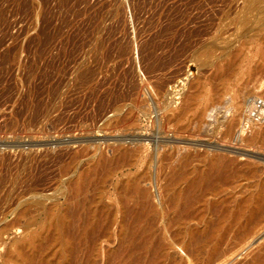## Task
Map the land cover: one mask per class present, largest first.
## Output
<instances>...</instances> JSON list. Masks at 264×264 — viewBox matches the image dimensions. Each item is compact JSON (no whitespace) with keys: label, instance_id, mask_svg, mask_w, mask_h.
Masks as SVG:
<instances>
[{"label":"rangeland","instance_id":"374dc122","mask_svg":"<svg viewBox=\"0 0 264 264\" xmlns=\"http://www.w3.org/2000/svg\"><path fill=\"white\" fill-rule=\"evenodd\" d=\"M245 1L0 0V264H31L30 255L42 264H68L66 235H54L68 222L60 215L80 202L107 214L92 260L107 264L126 236L123 186L138 180L158 202L169 163L191 139L192 151L223 155L241 173L174 228L180 245L189 238L184 232L215 218L216 205L255 200L264 190V0L256 9H244ZM146 60L157 63L151 74ZM159 77L169 81L161 98ZM141 83L148 84L145 103L130 99ZM161 120L169 135L158 130ZM199 129L205 137L195 136ZM121 142L138 144L139 153L116 166L108 159ZM247 217L245 210L225 220L218 236L230 238ZM263 230L264 219L225 264H241L264 245ZM166 252L162 264L175 255L186 264L203 259L178 246Z\"/></svg>","mask_w":264,"mask_h":264},{"label":"bare ground","instance_id":"6f19581e","mask_svg":"<svg viewBox=\"0 0 264 264\" xmlns=\"http://www.w3.org/2000/svg\"><path fill=\"white\" fill-rule=\"evenodd\" d=\"M261 1L262 0H247L245 1L246 5L244 6V9H256L259 7ZM99 39L103 40V38ZM105 40L107 41L108 39ZM153 49L156 50V48ZM155 58L156 57H154V59ZM148 60L146 61L149 64L148 67L151 74V71L155 68L157 63L155 64V61L153 60L148 62ZM160 64H158V66ZM148 70L146 72H148ZM90 81L93 80L90 79ZM167 82L169 83L168 80ZM167 82H165V80H160L156 83V85L158 84L157 96H159V98L167 95ZM144 83H141L138 91L137 88H135L137 92L133 98H130L131 100L136 102L142 101V103H145V100L141 99V95L143 92L146 93V86L148 84L145 85ZM156 85L154 82V86ZM157 87H155V90ZM131 93L133 92H130V94ZM261 103L259 107L261 112H264V99L261 100ZM245 120H247V122L252 121L250 117H247ZM158 127V130H161V132L163 131V134H170V132H166L163 121ZM227 130L230 132L231 128L227 127ZM239 130L240 133H243L244 127L242 126ZM201 131V129L197 130L195 132V136L198 138L204 136ZM161 132L157 133L161 134ZM171 137L172 136H168V139H166L165 142L167 141V143H171L172 149H176L177 146L175 145V140L173 138L171 139ZM146 139L147 141L149 139L151 141H156V143H160L161 138H150V136H148ZM190 141H192V139ZM190 141H182L184 143V150L181 154H179V157L175 159L177 163L174 164V161L169 163L168 172L165 174V177L168 178L164 184L162 183L159 186V200L155 199L158 202L154 201V198H157V195H153L147 188L140 187L138 180L123 186L125 204L122 211V222L126 236L120 241V244L116 249L107 254V264H162L167 253L166 251L176 246H178L187 257L193 256V258L196 259H202L201 257H203L201 264H225L229 261L230 257H234L243 247L245 241L247 240V235L250 233L254 225H257L262 219H264V190H261L255 200L254 197L244 199L238 202L235 207H229L224 203L216 205L213 208L214 212H212V215H214L215 218L205 223L202 228H193L189 229L188 232H184L183 235L185 237L189 235V238L184 241L182 245H180V241L177 240V235H179L177 234V231L179 233L180 231L176 229L174 230V228L183 224L187 219L192 217L195 213V208L197 207L198 209L199 205L208 195L214 194L222 187L230 184L234 176L241 173L240 168L235 165V162L227 159L223 155H212L207 157L206 153L192 151V147H189ZM133 142L134 141L131 143ZM123 143L118 144L113 148V155L110 159H108L110 162H116V166H124L126 163L132 161L136 154L139 153L138 144L135 143L134 146H124ZM164 145L157 144V147ZM205 147H207L206 149L209 151L211 148H216L212 145H206V143ZM157 152L158 151L155 153ZM159 154L160 153L158 152L157 155ZM160 155V160L162 161L163 153ZM157 161V163H160L159 158ZM196 163H203V167L196 175H192L191 169L196 165ZM163 171H165V168L162 164L159 172L163 174ZM245 210L248 211V217L243 228L238 230L230 238L227 236L225 237V235L218 236L225 220H238ZM106 216L107 214L101 215L98 209H96V207L92 204L86 208V204L83 202H80L78 206L63 212L60 215L59 221L68 220V222L61 224V226L56 229L54 236L60 234L66 235L64 250L69 258L68 264H93L92 260L97 256L99 244L102 238L100 229H103L104 227ZM160 223H164L162 228L159 226ZM167 233L171 234L173 238L172 242L167 238ZM259 235L262 237L261 234ZM258 238H256V241ZM213 239H216L215 245L212 248L207 249ZM248 256V259L244 262L242 261L243 263L241 264H264V245H261ZM184 260L183 258H178V256L175 255L172 257L169 264H186ZM28 261L31 264H42V258L37 259L33 255L29 256ZM230 264L240 263L231 262Z\"/></svg>","mask_w":264,"mask_h":264}]
</instances>
